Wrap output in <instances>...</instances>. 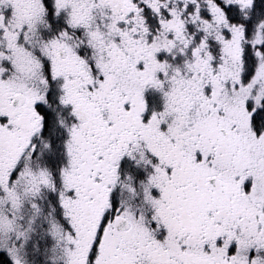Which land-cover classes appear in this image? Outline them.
Listing matches in <instances>:
<instances>
[{
  "label": "snow or ice",
  "instance_id": "1",
  "mask_svg": "<svg viewBox=\"0 0 264 264\" xmlns=\"http://www.w3.org/2000/svg\"><path fill=\"white\" fill-rule=\"evenodd\" d=\"M0 264H264V0H0Z\"/></svg>",
  "mask_w": 264,
  "mask_h": 264
}]
</instances>
